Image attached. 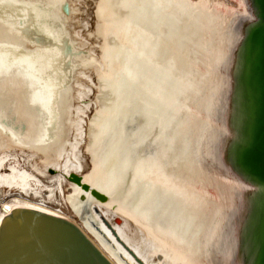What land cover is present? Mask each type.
Masks as SVG:
<instances>
[{"label":"bare ground","instance_id":"obj_1","mask_svg":"<svg viewBox=\"0 0 264 264\" xmlns=\"http://www.w3.org/2000/svg\"><path fill=\"white\" fill-rule=\"evenodd\" d=\"M79 1L0 0V220L14 207L66 218L112 264H222L211 251L240 264L264 185L203 161L229 136L217 67L243 1L94 0L92 23Z\"/></svg>","mask_w":264,"mask_h":264},{"label":"water","instance_id":"obj_2","mask_svg":"<svg viewBox=\"0 0 264 264\" xmlns=\"http://www.w3.org/2000/svg\"><path fill=\"white\" fill-rule=\"evenodd\" d=\"M249 2L250 16L239 21L244 30L223 72L228 80L223 114L229 117L224 123L229 136L218 164L239 181L264 185V0ZM68 177L90 189L79 173ZM238 233L233 255L239 256V263L264 264V192L250 206ZM0 264L112 263L72 221L14 207L0 220Z\"/></svg>","mask_w":264,"mask_h":264},{"label":"rangeland","instance_id":"obj_3","mask_svg":"<svg viewBox=\"0 0 264 264\" xmlns=\"http://www.w3.org/2000/svg\"><path fill=\"white\" fill-rule=\"evenodd\" d=\"M93 1L94 0H80L79 1V6L80 7H82V11H81V13H80V15L79 16H87L88 17V21L89 22H91L92 23V9H93ZM229 1H231L232 3H236V1L237 0H229ZM243 1V3H244V5H245V7H246V10H247V13H242L243 11H242V9L241 10H239L238 12H237V14H235L236 16L233 18V20H232V22L234 23L233 25H232V27H234V25L235 26H238L239 25V21L241 20V19H243L244 17H249L250 16V13H249V9H250V6H251V4H250V2H249V0H242ZM84 6V7H83ZM240 9V8H239ZM247 14V15H246ZM236 21V22H235ZM228 50L230 51L231 50V44H229V46H228ZM217 72H218V74H223V72L225 71V65L223 64L222 65V63H219L218 64V67H217ZM212 115V116H211ZM215 116V114H214V112L212 111V112H210V119H212V121H213V119H214V121H215V123L217 122V116L216 117H214ZM212 124V123H211ZM212 126V125H211ZM83 156H84V160H83V162H84V165H85V168H88V159H87V155L85 154V153H83ZM22 162H24V159L22 160ZM213 163V164H212ZM26 164V163H25ZM27 165V164H26ZM203 165H204V167L211 173V174H213V175H218V176H220V177H223V178H227V179H229V180H232V178H234L232 175H229L228 173H226V172H224L222 169H221V165L220 164H217V162L215 161V159H213V157L211 158L209 155H206L205 156V162L203 161ZM213 167V168H212ZM67 190V189H66ZM212 252V257L210 258V260H212V262L213 263H215V261H214V259L216 260V258L218 259V260H220L221 261V259H222V261H221V263L222 264H229V262H228V260L227 259H224L222 256H221V254L220 253H213V251H211ZM219 256V257H218ZM221 258V259H220Z\"/></svg>","mask_w":264,"mask_h":264}]
</instances>
